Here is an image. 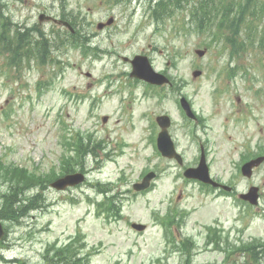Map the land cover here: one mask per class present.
I'll return each instance as SVG.
<instances>
[{
  "label": "rangeland",
  "instance_id": "374dc122",
  "mask_svg": "<svg viewBox=\"0 0 264 264\" xmlns=\"http://www.w3.org/2000/svg\"><path fill=\"white\" fill-rule=\"evenodd\" d=\"M151 1L155 0H0L1 26L8 25L5 36L15 28H27L33 39H38L36 31L65 38L70 32L60 23L64 16L99 52L93 49L96 53L85 55L81 47L60 46L51 53L60 61L31 62V69L16 70L6 64L8 56L0 55V163L33 173L53 168L58 172L63 154H76L64 148L68 137L72 142L82 136L87 144L97 143L98 153L84 163L89 183L67 192L48 188L45 203L38 201L18 221L5 220L0 264H49L55 253L50 243L64 245L79 230L87 238L81 264H182L184 239L193 249L183 264H264V162L251 178L239 170L247 155H264V53L258 47L246 51L238 46L247 27L260 41L264 0H251L253 14L238 24L234 58L222 42L227 30L221 35L217 27L175 34L174 21L178 27L179 20L185 25L190 21L191 0L173 5V17L164 24L149 16ZM40 14L58 21L40 22ZM111 16V26L97 28ZM213 33L219 34L217 40H212ZM204 48L206 54L197 56L195 50ZM138 53L147 54L174 84L149 87L131 77L132 66L122 57ZM195 68L202 70L196 78ZM181 95L197 120L179 109ZM161 113L172 119L169 131L183 165L156 148L159 127L151 121ZM201 144L211 176L234 187L232 192L184 176L186 168L197 166ZM146 170L156 178L145 191L134 192L132 185ZM5 177L6 172H0V207L2 193L10 188ZM96 181L115 184L122 217L112 212H105V217L102 209L97 214L95 199L88 200L102 198L93 187ZM253 185L259 188L257 205L238 198ZM167 214L176 219L169 232ZM132 222L145 223L147 229L137 232Z\"/></svg>",
  "mask_w": 264,
  "mask_h": 264
},
{
  "label": "trees",
  "instance_id": "16d2710c",
  "mask_svg": "<svg viewBox=\"0 0 264 264\" xmlns=\"http://www.w3.org/2000/svg\"><path fill=\"white\" fill-rule=\"evenodd\" d=\"M170 2L171 0H159L157 2L154 8V15L156 18L163 19L165 15L170 14L168 10ZM250 3L251 0H242L239 4V9L236 10V7H234L233 2L230 0H228V2L226 0H199L198 4L195 5L194 16L197 21L201 23L202 28V24L208 23L211 26L216 18H220L223 22L229 21L231 22V27H234L237 21H242L244 19V15L248 11ZM70 22L75 27V23L73 21ZM78 30L80 29L75 27V32L73 34H69L67 38L69 40L68 44L65 42V39L61 40L62 43L59 42V44L56 42V44H64L68 46L81 39L80 43L85 45L83 36ZM6 31L7 27L5 23L0 39L4 45L2 46L3 52L11 53L10 61L8 62L9 65H19L23 62V59H27L28 62H30L31 57H34L36 61L40 60L44 62L49 56H51L52 49L48 45L45 38L38 40L42 42H33V36L29 32L19 31L12 36L10 34L5 36L4 34ZM232 43H234L233 40ZM49 60L54 59L49 58ZM83 138L84 137L80 136L78 140L74 142V146L76 147V155L74 158L76 159V163L82 165V169L84 167L83 160L85 155L95 153V146H92L90 142L89 144L85 143ZM74 158L72 156L65 158V165L62 168L63 172L73 171L75 168ZM0 172H6L7 177H5V181L9 183L10 186L9 190L2 194L3 204L0 208V218L11 219V221L18 220L20 217L26 215L30 209L34 208L35 205H37V202L43 198V192L47 188L49 180L53 177L52 174L33 173L25 167L21 168L1 163ZM31 188L37 189V193L34 195H26V192ZM102 190L105 189L102 188ZM184 245V247L187 248V241ZM76 248V241L56 248L53 255L54 258L52 259L53 262L51 263L81 264L82 257L78 255ZM253 248L254 247H252V249Z\"/></svg>",
  "mask_w": 264,
  "mask_h": 264
},
{
  "label": "water",
  "instance_id": "95a60500",
  "mask_svg": "<svg viewBox=\"0 0 264 264\" xmlns=\"http://www.w3.org/2000/svg\"><path fill=\"white\" fill-rule=\"evenodd\" d=\"M43 18V15L40 17ZM113 18L108 20V23H111ZM104 24L100 23L99 27H102ZM134 65V70L132 72V75L146 79L152 83H158L162 84L167 81V78L155 72L153 68L151 67V63L149 62L148 58L145 56L138 55L134 58L132 61ZM184 100V99H183ZM186 108H188V105L185 103ZM106 119V118H105ZM158 122L162 126V131L159 134L158 137V146L164 156L167 157H176L178 160H180V156L175 152L174 143L171 139V136L168 133V127L170 126V119L168 117H158ZM262 159H257L254 161H251L247 163L244 166V174L247 176H251L252 168L253 166L259 164ZM189 177H196L201 179L202 181L206 183H211L214 186H217L218 183L214 182L210 176H209V169L205 162V157L202 155L200 165L197 169H189L186 173ZM154 173H149L144 178V183L135 186L137 189H144L149 185V181L152 177H154ZM85 176L82 173H74V174H67L66 176L58 179L57 181L53 182L51 185L56 187L57 189H65L69 185H75L77 183H80L84 180ZM241 197L250 200L252 203H257L258 199V188L252 187L250 189V192L245 195H241ZM137 229H143L144 227L141 225H134ZM4 230L2 227V224L0 222V239L3 237Z\"/></svg>",
  "mask_w": 264,
  "mask_h": 264
}]
</instances>
